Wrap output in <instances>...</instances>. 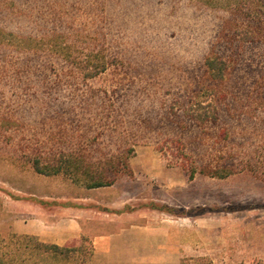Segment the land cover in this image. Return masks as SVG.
Returning <instances> with one entry per match:
<instances>
[{
  "label": "rangeland",
  "instance_id": "374dc122",
  "mask_svg": "<svg viewBox=\"0 0 264 264\" xmlns=\"http://www.w3.org/2000/svg\"><path fill=\"white\" fill-rule=\"evenodd\" d=\"M231 10L0 0V246L26 201L49 221L72 212L81 236L59 246L85 239L92 264L264 260V44L242 38L253 24ZM91 53L109 62L94 77ZM210 54L225 60L223 80L208 76ZM204 88L222 98L219 120L200 126L185 112ZM63 154L71 163H56ZM101 176L113 183L86 187ZM27 184L43 199L24 198ZM60 191L67 200L51 199Z\"/></svg>",
  "mask_w": 264,
  "mask_h": 264
},
{
  "label": "trees",
  "instance_id": "16d2710c",
  "mask_svg": "<svg viewBox=\"0 0 264 264\" xmlns=\"http://www.w3.org/2000/svg\"><path fill=\"white\" fill-rule=\"evenodd\" d=\"M210 7H220L232 9L234 14L244 16L252 22L251 32L247 31L242 34L246 41L259 40L264 44V0H197ZM21 43V42H20ZM18 45V44H17ZM92 54V53H91ZM88 56L90 66V75L92 77L105 72L109 62L100 54ZM206 71L211 80H223L227 72V64L221 57L210 54L204 62ZM221 94L213 89H200L193 96L192 102L185 114L200 126L209 122L219 120L217 103L221 99ZM71 163V157L63 154V158L56 163ZM246 167L254 169L253 164H246ZM35 169L43 174L39 168V162L36 163ZM64 172L70 174L64 166H56L52 169L53 174ZM211 176L227 177L234 173L233 168L226 167L223 170L208 169L205 171ZM113 180L107 176H101L98 179H90L85 185L88 188H97L111 185ZM85 239L80 245L59 246L47 244L39 238L30 235L13 234L5 246H0V264H92L94 248L87 244ZM180 264H214L207 258H188L181 261ZM256 264H264V260H258Z\"/></svg>",
  "mask_w": 264,
  "mask_h": 264
},
{
  "label": "crops",
  "instance_id": "0c3cea01",
  "mask_svg": "<svg viewBox=\"0 0 264 264\" xmlns=\"http://www.w3.org/2000/svg\"><path fill=\"white\" fill-rule=\"evenodd\" d=\"M44 183L46 184V182ZM47 184L50 186L49 182H47ZM33 188L34 184H27L26 189L21 191V195L24 198L38 195V197H40V193L32 191ZM50 192L53 193L54 190L50 189ZM40 199H43V197L41 196ZM51 199L60 201L67 200V197L60 191L58 192V195H54V198ZM74 200L83 201L84 199L80 194L79 197H74ZM66 213L67 212L61 217L62 222H60L61 219L57 215L55 219H53L54 221H49L41 207L38 208V211L34 212L31 204L24 201L16 204L15 214L9 219L14 233L21 235H34L46 243L63 245L66 242L81 236V228L78 219L75 218L72 212H70V215H67ZM7 221L8 220H4L2 217L0 218V229H2L3 224Z\"/></svg>",
  "mask_w": 264,
  "mask_h": 264
}]
</instances>
